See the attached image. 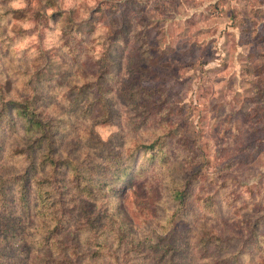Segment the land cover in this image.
I'll return each instance as SVG.
<instances>
[{"label": "rangeland", "instance_id": "obj_1", "mask_svg": "<svg viewBox=\"0 0 264 264\" xmlns=\"http://www.w3.org/2000/svg\"><path fill=\"white\" fill-rule=\"evenodd\" d=\"M5 7L39 12L43 0H0V12ZM55 10L64 12L57 24L45 17L51 9L35 18L20 15L0 21V72L6 77L34 68L50 77L63 73L58 77L66 75L63 83H53L55 98L62 99L73 82L96 77L102 55L112 47L117 78L107 84L117 113L110 123L82 120L81 128L124 151L137 141H152L165 130L163 116L153 106L162 102L163 94L166 125L196 139L197 151L211 161L197 189L216 192L218 207L217 215L206 214L196 203L197 217L178 218L177 226L186 229L188 237L202 223L219 234L247 236L249 222L264 215V0H59ZM70 12L79 21L98 17L83 26L75 52L61 39ZM119 30L125 38L115 39ZM12 85L18 89L23 83L14 76ZM143 86L163 92L129 104L124 91ZM62 100L55 99L54 106L70 112ZM15 142L21 143L20 138H8L6 147ZM101 205L108 214L122 212L141 237L166 215L165 208L140 188ZM36 226L35 218L24 219L33 238ZM260 233L264 236V222ZM262 241L252 246V261L243 264H264ZM209 260L193 247L185 257L187 264ZM91 264L115 263L103 257Z\"/></svg>", "mask_w": 264, "mask_h": 264}, {"label": "trees", "instance_id": "obj_2", "mask_svg": "<svg viewBox=\"0 0 264 264\" xmlns=\"http://www.w3.org/2000/svg\"><path fill=\"white\" fill-rule=\"evenodd\" d=\"M58 5L59 0H43L39 12L5 7L0 21L20 15L35 18L36 13L51 9L45 17L57 24L64 18V12L55 10ZM97 18L90 15L79 21L70 12L61 28L63 45L75 52L83 26ZM119 37L125 38L122 30L115 34V39ZM112 53L109 47L96 77L73 82L60 95L63 100L55 98L53 84L63 83L66 75L58 78L63 73L50 77L39 68L16 71L11 77L19 78L23 86L15 89L13 78L0 72V264H91L103 257L115 264H187L190 247L201 258L210 259L208 264L252 261V246L263 243L264 215L249 222L244 237L219 234L207 223L188 237L186 229L177 226L178 218L197 217L196 203L206 214L217 215L218 207L216 192L197 189L211 161L197 151L196 139L177 126L166 125L163 94L162 102L153 106L163 116L165 130L152 141H137L124 151L103 142L91 129L81 128L82 120L110 123L117 113L108 97L111 85L107 83L117 78ZM262 90L260 86L258 93ZM158 92L163 91L143 86L123 94L133 104ZM55 99L62 100L70 112L55 107ZM15 136L21 143L6 147L7 139ZM83 141L89 148H84ZM135 188L166 210L165 219L157 220L143 237L122 212L108 214L101 205L115 203ZM29 218L37 220L34 238L24 228V219Z\"/></svg>", "mask_w": 264, "mask_h": 264}]
</instances>
